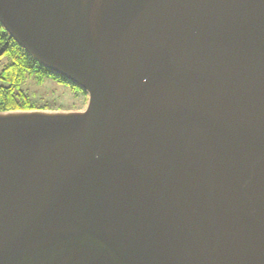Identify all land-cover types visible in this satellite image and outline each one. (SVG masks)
<instances>
[{
  "label": "water",
  "instance_id": "95a60500",
  "mask_svg": "<svg viewBox=\"0 0 264 264\" xmlns=\"http://www.w3.org/2000/svg\"><path fill=\"white\" fill-rule=\"evenodd\" d=\"M82 111L0 112V264H264V0H0Z\"/></svg>",
  "mask_w": 264,
  "mask_h": 264
},
{
  "label": "trees",
  "instance_id": "16d2710c",
  "mask_svg": "<svg viewBox=\"0 0 264 264\" xmlns=\"http://www.w3.org/2000/svg\"><path fill=\"white\" fill-rule=\"evenodd\" d=\"M7 60L0 71V112L46 110L37 108L30 95L21 86L29 77L39 80L51 78L69 86L73 91L86 95L61 76L51 73L11 35L0 21V63Z\"/></svg>",
  "mask_w": 264,
  "mask_h": 264
},
{
  "label": "rangeland",
  "instance_id": "374dc122",
  "mask_svg": "<svg viewBox=\"0 0 264 264\" xmlns=\"http://www.w3.org/2000/svg\"><path fill=\"white\" fill-rule=\"evenodd\" d=\"M0 14H2L1 10ZM5 63H7V60L0 63V71ZM1 83L2 81L0 80ZM21 88L30 95L34 105L40 109L82 111L86 109L88 104V97L51 78L39 80L35 76L29 77Z\"/></svg>",
  "mask_w": 264,
  "mask_h": 264
}]
</instances>
